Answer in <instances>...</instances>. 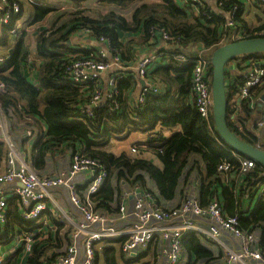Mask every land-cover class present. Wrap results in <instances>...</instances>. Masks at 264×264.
I'll return each mask as SVG.
<instances>
[{
    "label": "trees",
    "instance_id": "1",
    "mask_svg": "<svg viewBox=\"0 0 264 264\" xmlns=\"http://www.w3.org/2000/svg\"><path fill=\"white\" fill-rule=\"evenodd\" d=\"M78 1V0H77ZM110 1V0H109ZM140 1V0H139ZM224 12L233 10L235 4L217 0ZM109 3V2H107ZM112 5L124 11L132 9L131 20L127 21L119 13L112 11L100 19L85 17L78 13L62 26L45 29L38 34L35 55L26 45L24 34L9 54L7 62L0 71V83L5 90L0 91V109L6 115L11 133L23 138L26 131L36 132L38 139L31 146L32 166L40 175L48 173V162L56 155L67 156L72 151L85 149V154L101 162L107 171V179L93 202L97 209L104 213H116L122 193L126 189L137 186L147 189L148 181L154 189L156 201L164 207L181 203L189 196L192 183L199 181L198 200L202 207H208L213 201L223 203L226 215L233 216L240 211L242 205L238 188L234 183L242 177L240 160L248 158L231 152L221 140L212 117L209 128L200 117L191 102L192 65L175 62L168 67L157 69L155 76L169 84V90L158 95H150L143 108H132L126 102L130 91L135 86L133 77L119 82L118 101L123 104V112L109 115L106 109L96 111L93 119L83 125L76 120L77 110L72 106L85 104L88 96L94 92L93 85L83 89L76 88L65 79V69L73 58H96V51L88 48L74 47L69 42L78 32L88 30L94 39L106 38L125 64L135 62L134 50L139 45L147 44L150 30L164 29L172 37L180 39L183 47L200 46L208 50L209 59L212 52L220 46L232 41L234 30L226 28L227 19L214 13L208 3L197 7V16L189 13V7H181L176 0H161L160 3H138V0H111ZM33 21H43L50 9L34 7ZM238 9V7H237ZM240 10L234 17L238 33L242 39L264 37L263 29L251 30L240 21ZM211 16V19L208 18ZM9 29L5 28L0 48H10ZM24 36V37H23ZM77 37V35H75ZM140 37V38H138ZM72 38V39H71ZM138 38V39H137ZM158 39V37L156 38ZM237 41V40H235ZM79 45V44H75ZM31 59V61H30ZM263 61V55H249L234 59L227 65L251 61ZM41 62L36 81L29 75V67ZM211 63V62H210ZM212 68V66H211ZM227 71V70H226ZM226 81L229 74L226 73ZM237 84H227L228 127L242 141L264 150L261 141V129L257 127L258 118L264 113L251 110L248 101L238 104V90L241 80L238 74ZM261 102L264 96V81L252 90ZM160 127L147 148L141 154L152 151L160 167L142 157H132L127 153L119 156L106 150V145L119 134L132 131L148 132ZM181 127L182 132L165 139L164 128ZM259 135V136H257ZM161 142V146L151 145ZM7 156V150L0 143V164ZM228 164V171L220 170V166ZM264 183V167L256 164L246 176L239 191L250 192L254 186ZM84 187H80L82 192ZM257 201V200H255ZM8 206V221L0 231L3 245L8 244L9 232L34 229L37 224L21 219L17 198H11ZM255 205V203H254ZM52 217V216H51ZM240 227L244 231L258 233L264 248V197L258 205L245 214H240ZM53 218V217H52ZM55 232L45 244L38 241L34 252L27 259V264H51L57 255L69 243L71 228L61 220L53 218ZM64 232V233H63ZM96 252V264H139V259L127 261L121 253L120 242L115 241ZM186 264H212L217 260L213 251L205 247L203 238L190 235L184 240ZM222 258V253H219ZM219 259V258H218ZM9 264H16L11 261Z\"/></svg>",
    "mask_w": 264,
    "mask_h": 264
},
{
    "label": "built area",
    "instance_id": "2",
    "mask_svg": "<svg viewBox=\"0 0 264 264\" xmlns=\"http://www.w3.org/2000/svg\"><path fill=\"white\" fill-rule=\"evenodd\" d=\"M254 1L264 6V0ZM160 2L161 0L156 3ZM211 2H217L221 7L217 0H183V5L199 7ZM36 3L37 0H0V41L4 38L5 28H8L10 40L17 43L24 32L22 24L26 18L27 5L34 6ZM237 10L235 7L226 13L225 27L235 32L231 36L232 41L242 39L234 20ZM208 18L211 19V16ZM82 33L94 41L93 47L88 49L96 51V58L71 59L64 75L70 85L84 88V91L93 85L94 92L88 96L85 104L72 106L77 110V117L73 120L86 125L87 120L93 119L100 109H106L109 115L122 113L123 104L118 101V86L121 80L129 77H133L135 81V86L129 93L133 99L130 105L132 108L145 107L150 95L169 90V84L158 79L154 72L175 62L192 65L191 102L203 122L209 128L212 127V68L208 50L197 46L190 54V49L183 47L180 39L172 37L164 29L156 31V28H152L145 50L138 54L135 62L128 65L117 53H113L106 38L94 39L88 30ZM13 47L10 45V48L4 50L0 48V71ZM227 72L228 85L237 84L238 74L240 76L241 82L237 86L238 104L245 100L251 110H256L259 100L252 90L264 81V60L234 63L229 65ZM4 90V84L0 83V91ZM257 127L264 128V113L258 118ZM146 133V140L135 141L130 147L132 157L142 155L141 149L145 150L150 141L160 134V127ZM37 139V133L32 131H26L22 139L12 134L10 123L0 109V143L7 150L6 168L0 174V229L7 224L8 203L11 198H17L20 217L27 222L39 224L44 215L51 211L53 218L62 219L71 228L69 243L51 264H96V252L115 241L120 242L121 253L127 261H140L151 250L154 259L151 264H186L188 258L184 254L183 243L190 235L203 238L205 247L213 251L216 258L222 253V258L219 257L212 264H264L261 236L240 227V214L253 210L254 202L252 208L246 210L240 207L237 214L229 216L224 213L221 201L215 200L208 207H202L198 200L199 192L195 193L191 185L186 200L164 207L156 201L154 189L148 181L147 189L140 186L126 189L116 213L107 214L97 209L92 200L108 177L101 162L88 157L85 149H81L67 155V170L56 175H40L32 166L29 152ZM151 145L161 146L162 143ZM240 164L242 177L234 183L238 191L239 185L243 183V176L256 166L249 159L240 160ZM229 168L228 164L220 166V170L224 171ZM192 184L196 188L199 181ZM80 187H84L82 192L79 191ZM248 193L254 195V200H258L256 196L264 197V183H257ZM64 197L70 207L61 210L59 204L64 203ZM3 233L0 231V235ZM9 233L7 242L11 244L10 247L5 248L0 240V264H9L11 261L27 264L38 237L42 236L41 229L15 228L14 232ZM139 264L149 263L144 261Z\"/></svg>",
    "mask_w": 264,
    "mask_h": 264
},
{
    "label": "crops",
    "instance_id": "3",
    "mask_svg": "<svg viewBox=\"0 0 264 264\" xmlns=\"http://www.w3.org/2000/svg\"><path fill=\"white\" fill-rule=\"evenodd\" d=\"M61 1L66 2V0H61ZM157 1H159V0H157ZM223 1L232 2L235 4V6L238 7V9L240 10V14H239L240 21H242L247 26V28H249L251 30H255V29H263L264 30V6L263 5L255 2L254 0H223ZM53 2H54V0L48 1L46 5L49 8H51L54 5H57V4H54ZM68 2L71 3L70 1H68ZM69 3H68V5H69ZM176 3L180 6L182 5L181 7H185L183 5V0H176ZM208 5H210V8L214 13H217L218 15H223L227 19L226 12H224L222 10V8L219 6V4L217 2H211V3H208ZM188 7H189V13L191 15L197 16L199 14L198 8L196 6L189 5ZM34 15H35V13H34ZM240 27H241L240 25L237 26V30H239ZM242 29L243 28L241 27V30ZM138 38H140V37H138ZM88 43H89L88 41H85L84 46L81 45V43H76V44H79L80 48L82 47L81 49H84V48H88ZM92 44L94 45L93 42H92ZM144 50H145L144 45H142V46L138 45L137 48L134 50V52H135L134 55L136 56L137 53L139 54L140 52H142ZM39 63H41V62H39ZM130 64H132V62ZM29 75H31L33 81H36L38 73H37V75H35V73L29 74ZM125 100L130 105V103L132 102L133 99H132V96L129 95ZM164 129L165 130L162 133H163V136L165 139L172 137L176 133L182 132V128L179 126H177L175 128H164ZM261 131H262L261 132L262 137H260L259 135H257V136H259L261 138V141L263 142V145H264V128H262ZM17 136L18 135H16V137ZM146 136H147L146 132H140V131H132L128 135L127 134H119L116 136V140H115V138H114V140L112 139L111 142H109L105 147H106V150L108 152L113 153L116 156H119L123 153L128 154V152L130 151L129 149L132 146V144L135 141L146 140ZM23 144L27 145L26 143H23ZM29 152L31 155V148H30ZM140 157L152 161L155 165H157L159 167L161 166L160 162L158 161V159L156 158V156L154 155V153L152 151L144 152V154H142ZM67 165H68L67 156L56 155L55 158H51L50 161L48 162V168L49 169H48L47 174H52V175L60 174L61 172L67 170ZM5 168H6V159L2 164H0V174H2L4 172ZM148 184H149V182H148ZM192 189H193V191H195V193L199 192V186H196V188H195L194 185L192 184ZM238 195H239V199H241V201H242L241 207L243 209H246V210H248L249 207L252 208L253 202L255 203V207H256L258 205L257 203H259L260 202L259 200L261 199V197L256 196V199L258 198V200L255 201L254 195H249V193H246V192L241 193L240 191H238ZM64 200L67 201V198L64 197ZM67 203H68V201H67ZM68 205H69V203H68ZM69 207H70V205H69ZM51 216H52L51 211H48L44 215V219L39 224H37L33 227L36 229H41V234H42L41 241L45 242V244H47L50 237L52 235H54V232H55L54 221H53V218ZM2 250H6V249L2 248Z\"/></svg>",
    "mask_w": 264,
    "mask_h": 264
},
{
    "label": "water",
    "instance_id": "4",
    "mask_svg": "<svg viewBox=\"0 0 264 264\" xmlns=\"http://www.w3.org/2000/svg\"><path fill=\"white\" fill-rule=\"evenodd\" d=\"M249 55L264 56V37L234 41L220 46L212 52L210 59L212 66V113L217 133L231 152L264 167V150L242 141L230 130L227 123V65L238 57ZM263 109L264 96L258 105V111L262 112Z\"/></svg>",
    "mask_w": 264,
    "mask_h": 264
},
{
    "label": "rangeland",
    "instance_id": "5",
    "mask_svg": "<svg viewBox=\"0 0 264 264\" xmlns=\"http://www.w3.org/2000/svg\"><path fill=\"white\" fill-rule=\"evenodd\" d=\"M48 1H51V0H37L36 5L38 7L50 9V13L41 22L34 23V21H33L34 9H35L34 7L36 5H34V6L27 5V8L25 10L26 18L23 21L24 26L22 24V28H23L22 31H24L22 34H24V36H25L26 45L29 47L30 51L34 55H35L37 41H38V34H40V32L44 31L45 29H51L54 23H57L56 27L62 26L67 21H69L73 18L75 19V17L78 16V13H81V12L83 13V15L85 17H90V18L99 20L101 16L108 15L112 11L119 13L118 15H120L121 17H124L127 21H130L132 13H133L132 9L129 11H124V10H121L120 8L112 5L110 3L111 0L110 1L109 0H78V1L77 0H68L71 3H69L67 0H66V2L61 1V0H54L53 3L57 4V5H54L51 8H49L46 5ZM107 2H109V3H107ZM141 2L142 3H146V2L156 3L158 1L157 0H140V1L138 0V3H141ZM68 3H69V5H68ZM25 28H26V31H25ZM75 35H78V36L76 37ZM72 37L75 39L71 40L69 43L73 44L74 47L79 46V45H75L76 43H81V45L84 46L85 41H89L88 48L93 47L92 42L94 43V41L90 37L84 35L81 32L74 34ZM19 39L20 38H18L17 42L19 41ZM15 44H16V42L12 43L11 45L15 46ZM40 66H41L40 63H38V65H36L35 67L33 65L30 66L28 69L29 74L35 73V75H37V73L40 69ZM115 140H116V138H115ZM128 155H130V152H128ZM66 207H69L66 200H64V203L59 204V208L61 210H64V208H66ZM10 246H11L10 243L7 245H4L5 248H8ZM151 252L152 251L150 250V253L145 254L141 258L140 263H144V261L148 262L149 264L153 263L154 259H153ZM218 258H219V255L217 256V260H218Z\"/></svg>",
    "mask_w": 264,
    "mask_h": 264
}]
</instances>
